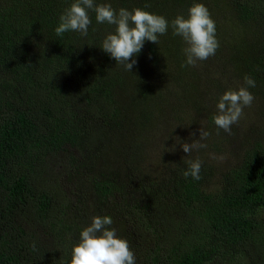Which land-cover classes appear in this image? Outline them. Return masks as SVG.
<instances>
[{
    "label": "trees",
    "instance_id": "trees-1",
    "mask_svg": "<svg viewBox=\"0 0 264 264\" xmlns=\"http://www.w3.org/2000/svg\"><path fill=\"white\" fill-rule=\"evenodd\" d=\"M73 2L0 0V264H68L83 224L68 216L55 167L88 150L95 122L125 124L124 77L100 48L107 23L89 10L86 36L55 32ZM232 2L242 19L264 24V0ZM257 64L264 78V48ZM169 168L138 177L142 201L132 196L122 207L135 261L226 264L245 254L248 264H264V144L246 150L216 191L204 188L211 168L201 166L199 180L185 178L187 163ZM92 190L102 207L115 182L95 181Z\"/></svg>",
    "mask_w": 264,
    "mask_h": 264
},
{
    "label": "rangeland",
    "instance_id": "rangeland-1",
    "mask_svg": "<svg viewBox=\"0 0 264 264\" xmlns=\"http://www.w3.org/2000/svg\"><path fill=\"white\" fill-rule=\"evenodd\" d=\"M99 1L110 3L117 10L146 8L169 22L178 14L187 17L190 6L201 2L215 21L219 42L215 54L207 60L182 66L186 43L173 35L169 26L167 33L159 36V44L144 42L131 71L114 60V68L124 77L118 93L124 126L109 130L95 122L88 150L83 154L74 151L73 162L66 160L68 168L55 167L56 174L61 175L64 194L73 206L68 216L76 221L80 218L85 227L93 216L108 215L113 220L109 227L115 228L117 236L126 239L130 246L134 236L123 221L122 207L132 196L142 201L134 183L138 177H164L169 167L198 158L203 167L213 172L204 188L216 191L224 173L241 162L246 150L264 144V78L257 64L264 48V24L242 19L232 0ZM113 30L114 26L107 24L103 39ZM246 75L255 80V87L249 88L254 101L243 108V115L231 126L229 134L214 123L217 103L226 90H238L244 85ZM201 128L210 133L206 140H200ZM193 142L207 147L187 155L181 145ZM101 180L115 182L116 186L110 202L102 207L92 190L93 183ZM260 217L264 221V209ZM226 264H248V258L238 254L229 257Z\"/></svg>",
    "mask_w": 264,
    "mask_h": 264
},
{
    "label": "clouds",
    "instance_id": "clouds-1",
    "mask_svg": "<svg viewBox=\"0 0 264 264\" xmlns=\"http://www.w3.org/2000/svg\"><path fill=\"white\" fill-rule=\"evenodd\" d=\"M89 10L95 12L98 23L114 26V30L105 35L100 48L127 71H131L137 63L135 56L141 52L144 42L159 44V36L166 34L169 26L173 35L182 37L186 43L183 49L186 59L182 66H195L198 61L207 60L219 47L215 21L201 2H194L190 6L187 17L178 14L169 22L164 16L146 8L134 7L129 10L121 7L117 10L110 3L74 0L60 15L56 34L62 36L74 31L86 36L91 24ZM250 87H255V80L246 75L244 85L238 90L229 89L220 96L217 114L213 117L218 128L231 134V126L238 123L243 108L251 106L254 101ZM209 135V132L200 129V140H206ZM181 147L189 155L193 150L206 148L207 145L193 142L184 143ZM186 163L188 168L183 172L185 178L201 179L202 162L197 158ZM112 224L113 220L108 215L93 216L91 223L81 229L79 241L73 244L68 264H135L128 241L117 236L116 229L109 227Z\"/></svg>",
    "mask_w": 264,
    "mask_h": 264
}]
</instances>
